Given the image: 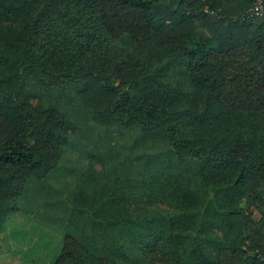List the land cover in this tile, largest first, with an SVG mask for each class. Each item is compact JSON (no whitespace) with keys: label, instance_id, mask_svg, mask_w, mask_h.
Returning a JSON list of instances; mask_svg holds the SVG:
<instances>
[{"label":"trees","instance_id":"1","mask_svg":"<svg viewBox=\"0 0 264 264\" xmlns=\"http://www.w3.org/2000/svg\"><path fill=\"white\" fill-rule=\"evenodd\" d=\"M253 4L0 0V226L9 197L99 126L53 264H264Z\"/></svg>","mask_w":264,"mask_h":264},{"label":"rangeland","instance_id":"2","mask_svg":"<svg viewBox=\"0 0 264 264\" xmlns=\"http://www.w3.org/2000/svg\"><path fill=\"white\" fill-rule=\"evenodd\" d=\"M66 103L62 100L59 109L69 114L73 108ZM104 132L99 126L77 132L45 179L30 181L17 197H9L0 226V264H53L62 247L75 178L88 166L84 150Z\"/></svg>","mask_w":264,"mask_h":264},{"label":"built area","instance_id":"3","mask_svg":"<svg viewBox=\"0 0 264 264\" xmlns=\"http://www.w3.org/2000/svg\"><path fill=\"white\" fill-rule=\"evenodd\" d=\"M253 6L249 9V16L256 17L264 12L263 0H253Z\"/></svg>","mask_w":264,"mask_h":264}]
</instances>
